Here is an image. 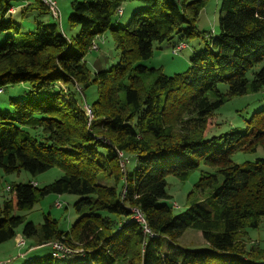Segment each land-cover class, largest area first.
Listing matches in <instances>:
<instances>
[{
  "label": "trees",
  "instance_id": "trees-1",
  "mask_svg": "<svg viewBox=\"0 0 264 264\" xmlns=\"http://www.w3.org/2000/svg\"><path fill=\"white\" fill-rule=\"evenodd\" d=\"M206 3L73 0L68 22L78 33L67 37L53 20L23 32L9 12L20 6L21 16H49L41 0H0V36L6 35L0 43V93L19 83L30 88L24 98L9 101L10 111H0V170L61 172L40 188L10 184L0 203V244L16 241L20 228L27 240L20 249L60 242L75 250L54 258L50 248L23 264H264V247L246 241L247 230L264 218V96L244 129L207 135L226 102L264 92V0H221L214 37L195 26ZM107 31L118 61L92 72L84 57ZM174 36L177 42L207 38L183 72L168 76L145 65L153 43ZM93 85L96 98L82 101L89 117L74 94ZM257 148L263 156L253 162L230 158ZM131 160L135 164L127 170ZM201 164L211 171L200 172L187 208L173 213L167 177L185 181ZM49 194L76 197L77 217L67 230L49 215L39 224L26 220L25 213ZM207 200L209 209L200 206ZM132 209L149 232L131 220ZM187 229L199 231L208 247H163Z\"/></svg>",
  "mask_w": 264,
  "mask_h": 264
},
{
  "label": "rangeland",
  "instance_id": "rangeland-1",
  "mask_svg": "<svg viewBox=\"0 0 264 264\" xmlns=\"http://www.w3.org/2000/svg\"><path fill=\"white\" fill-rule=\"evenodd\" d=\"M13 1V0H12ZM58 10L60 13L59 19L50 18L46 15H38L37 12L31 11L23 16L19 13L13 18L15 22L19 23L23 32H27L35 26L38 21H55L59 25V30L67 37L74 36L78 33L77 27H72L68 22V15L71 12L70 3L73 0H57ZM14 2V1H13ZM221 0H207L205 7L201 10L200 15L195 22L197 31L210 33L212 37L218 34V16ZM207 38V36H206ZM199 36H193L185 41L187 47L178 54L171 53V47L177 43L178 36H174L169 41L153 43V55L145 62L149 67H160L161 71L168 76L175 73L185 71L190 66V58L194 52L203 50L205 47V39ZM6 39L5 36H0V43ZM98 47L97 51H89L84 57L87 67L92 71L109 69L118 61L119 50L115 47L111 34L107 31L100 34L94 39ZM220 90L225 92L226 87L220 85ZM30 90L28 84L19 83L8 85L0 93V111H10L11 107L9 101L11 99H22ZM75 99L82 103L90 102L96 98L94 85L87 89L82 95L74 94ZM264 96V92L251 93L243 96H238L230 99L221 108L216 111L213 121H210L209 127L213 126L208 132V137L219 136L231 128L244 129L246 119L249 118L253 110L257 109L258 102ZM257 156H263L261 148H257L255 154H247L236 152L231 155V160L234 163L242 164L244 162H253ZM135 164L133 160L127 165V170H131ZM211 171L210 167L203 164L197 170H194L189 178L185 181L168 176L167 193L170 195L168 203L172 205L173 213H180L187 208L186 199L190 197V192L193 191V185L198 180L200 172ZM61 172L57 168H52L44 173L32 176L23 170L15 173L5 174L0 170V203L8 196L7 188L10 184H27L28 182H35L40 188L45 184L52 182L59 177ZM74 195L70 194H49L39 200L34 207L25 213L26 220L34 224L42 223L43 215H49L56 219L61 230H67L71 224L74 223L77 214L72 207L75 200ZM58 202L61 205L55 206ZM212 204L211 201L200 202V206L209 209ZM17 236L20 235V228L17 230ZM248 237L246 239L247 246L251 244H259L264 247V218L257 229H248ZM17 237H15L16 239ZM14 240L7 241L0 244V262L3 264H23L28 258L49 254L50 246L42 245L38 247L18 249L15 247ZM28 245V244H27ZM165 249L177 251L179 248L200 249L207 248V244L201 236V233L196 230L187 229L175 242L165 240L163 243ZM21 254H23L21 256Z\"/></svg>",
  "mask_w": 264,
  "mask_h": 264
},
{
  "label": "built area",
  "instance_id": "built-area-1",
  "mask_svg": "<svg viewBox=\"0 0 264 264\" xmlns=\"http://www.w3.org/2000/svg\"><path fill=\"white\" fill-rule=\"evenodd\" d=\"M42 3L48 8L51 16L54 19H58L59 18V10L57 7V1L56 0H41ZM10 13H14V7H12L9 10ZM187 47V44L185 42H177L176 44H174L171 47V53L172 54H178L180 53L183 49H185ZM90 51H97L98 47L95 44L94 40L91 43L90 46ZM82 110L85 112V114H87L89 117H91V110L88 104H86L85 102H83L81 104ZM119 156L121 157V153H119ZM7 190H9L7 188ZM61 204L56 202L55 206L59 207ZM133 210V216L131 218L132 221L138 222L139 224H141L143 226V231L144 232H149L147 225L145 223V220L142 216V214L137 210V209H132ZM27 243V240L22 237L21 235H18V237L16 238L15 241V247L20 249L22 248L25 244ZM51 255L54 258H62L65 257L73 252H75V250H72L70 247L65 246L64 244L60 243V242H52L51 245ZM0 264H2L0 262Z\"/></svg>",
  "mask_w": 264,
  "mask_h": 264
},
{
  "label": "crops",
  "instance_id": "crops-1",
  "mask_svg": "<svg viewBox=\"0 0 264 264\" xmlns=\"http://www.w3.org/2000/svg\"><path fill=\"white\" fill-rule=\"evenodd\" d=\"M13 1H14V5H20L21 3L24 4V5H26V3H27V0H13ZM56 1H57V0H56ZM57 5H58V1H57ZM19 7H20V6H15V7H14V13H12L13 17L16 16L17 12H19V11H18V10H19ZM48 13H49V15L51 16L49 10H48ZM48 17H49V16H48ZM51 17H52V16H51ZM49 18H50V17H49Z\"/></svg>",
  "mask_w": 264,
  "mask_h": 264
},
{
  "label": "bare ground",
  "instance_id": "bare-ground-1",
  "mask_svg": "<svg viewBox=\"0 0 264 264\" xmlns=\"http://www.w3.org/2000/svg\"><path fill=\"white\" fill-rule=\"evenodd\" d=\"M47 9H48V8H47ZM59 18H60V13H59ZM59 18H58V19H59ZM32 184H33V185H36V183H35V182H32Z\"/></svg>",
  "mask_w": 264,
  "mask_h": 264
}]
</instances>
